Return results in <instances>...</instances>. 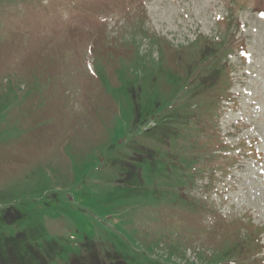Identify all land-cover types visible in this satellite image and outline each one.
I'll use <instances>...</instances> for the list:
<instances>
[{"label":"rangeland","instance_id":"1","mask_svg":"<svg viewBox=\"0 0 264 264\" xmlns=\"http://www.w3.org/2000/svg\"><path fill=\"white\" fill-rule=\"evenodd\" d=\"M197 247L264 264V0H0V264Z\"/></svg>","mask_w":264,"mask_h":264}]
</instances>
